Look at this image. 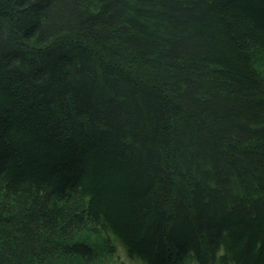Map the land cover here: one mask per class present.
<instances>
[{
	"label": "trees",
	"instance_id": "trees-1",
	"mask_svg": "<svg viewBox=\"0 0 264 264\" xmlns=\"http://www.w3.org/2000/svg\"><path fill=\"white\" fill-rule=\"evenodd\" d=\"M260 54L264 0H0V264H264Z\"/></svg>",
	"mask_w": 264,
	"mask_h": 264
},
{
	"label": "rangeland",
	"instance_id": "rangeland-1",
	"mask_svg": "<svg viewBox=\"0 0 264 264\" xmlns=\"http://www.w3.org/2000/svg\"><path fill=\"white\" fill-rule=\"evenodd\" d=\"M256 59H257V63H258V70L260 71H264V55H262V54H260V55H258L257 57H256ZM117 243H118V247L119 248H121V249H123V247H122V245L120 244V242L119 241H117V240H115ZM124 250V249H123ZM121 252V251H120ZM121 256H122V258L124 259V260H126V261H128V262H130L131 264H137V263H134V262H132V261H130V260H135V261H139V259H137V258H128L129 256H125V253L124 252H121ZM139 264H142V262H140L139 261Z\"/></svg>",
	"mask_w": 264,
	"mask_h": 264
}]
</instances>
